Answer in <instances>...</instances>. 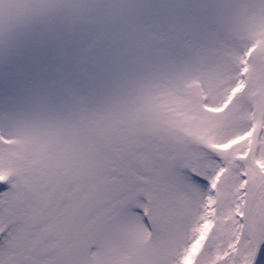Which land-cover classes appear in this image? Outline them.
<instances>
[{"label":"rangeland","instance_id":"rangeland-1","mask_svg":"<svg viewBox=\"0 0 264 264\" xmlns=\"http://www.w3.org/2000/svg\"><path fill=\"white\" fill-rule=\"evenodd\" d=\"M187 4L209 6L208 16L193 24ZM41 37L57 41L80 79L10 91ZM0 143L5 180L101 189L114 167L152 177L191 169L213 179L210 199L194 184L187 197L193 213L214 217L213 238L226 244L239 228L258 249L264 0H0Z\"/></svg>","mask_w":264,"mask_h":264},{"label":"snow or ice","instance_id":"snow-or-ice-1","mask_svg":"<svg viewBox=\"0 0 264 264\" xmlns=\"http://www.w3.org/2000/svg\"><path fill=\"white\" fill-rule=\"evenodd\" d=\"M183 9L193 24L209 14L206 5ZM15 72L8 85L14 93L80 79L57 41L44 37ZM193 184L207 190L205 199L215 191L212 178L191 169L152 177L114 167L101 189L38 175L0 179V264H264V243L257 249L239 228L226 244L213 238L214 217L191 211Z\"/></svg>","mask_w":264,"mask_h":264},{"label":"trees","instance_id":"trees-1","mask_svg":"<svg viewBox=\"0 0 264 264\" xmlns=\"http://www.w3.org/2000/svg\"><path fill=\"white\" fill-rule=\"evenodd\" d=\"M163 127H164V129H167L165 124H163ZM0 145H2V143H0ZM4 146H6V145H4Z\"/></svg>","mask_w":264,"mask_h":264}]
</instances>
